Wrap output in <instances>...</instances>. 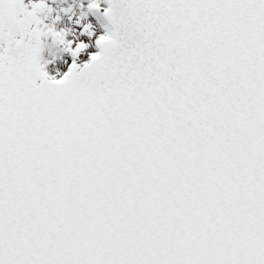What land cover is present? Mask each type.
Listing matches in <instances>:
<instances>
[{
	"label": "snow or ice",
	"instance_id": "6c2138e0",
	"mask_svg": "<svg viewBox=\"0 0 264 264\" xmlns=\"http://www.w3.org/2000/svg\"><path fill=\"white\" fill-rule=\"evenodd\" d=\"M81 8L0 0V264H264V0Z\"/></svg>",
	"mask_w": 264,
	"mask_h": 264
},
{
	"label": "clouds",
	"instance_id": "9594fccd",
	"mask_svg": "<svg viewBox=\"0 0 264 264\" xmlns=\"http://www.w3.org/2000/svg\"><path fill=\"white\" fill-rule=\"evenodd\" d=\"M51 6V11L46 13L45 20L54 25L56 28L62 30L66 38L76 40L80 38L81 33L79 32V25L76 24V20L79 19L81 22H89L88 15L81 16L80 13L83 10L81 5L86 3V0H48ZM64 9H69L65 12ZM91 42V38H89ZM44 44L53 45L60 49L58 55L55 58L42 56L43 60L47 63L45 67L51 66V72L58 73L61 68L58 67V63L67 64L66 52L62 50L63 45L54 43L49 38H44ZM49 70V69H48Z\"/></svg>",
	"mask_w": 264,
	"mask_h": 264
},
{
	"label": "rangeland",
	"instance_id": "374dc122",
	"mask_svg": "<svg viewBox=\"0 0 264 264\" xmlns=\"http://www.w3.org/2000/svg\"><path fill=\"white\" fill-rule=\"evenodd\" d=\"M88 18L96 26V32L97 33H102L104 31V29L100 26L101 21H98L94 16L91 15V13L88 14ZM49 40H50V38H49ZM91 41H92V43L90 44L89 48L80 53V59L78 62L86 60L88 58L89 52L97 50L94 46V37L91 38ZM59 51H60V49L53 46V45L44 44L43 50H42V56L55 58L58 55ZM65 55H66L68 63L67 64L58 63V67L61 68V71L66 70L67 65L70 64L72 61V58L69 54L66 53ZM48 69L51 72V66L50 65L48 66Z\"/></svg>",
	"mask_w": 264,
	"mask_h": 264
}]
</instances>
